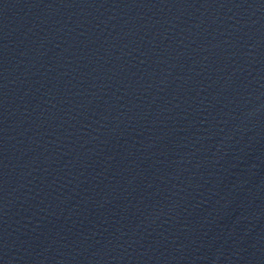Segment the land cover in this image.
<instances>
[{
  "label": "water",
  "instance_id": "water-1",
  "mask_svg": "<svg viewBox=\"0 0 264 264\" xmlns=\"http://www.w3.org/2000/svg\"><path fill=\"white\" fill-rule=\"evenodd\" d=\"M0 264H264V0H0Z\"/></svg>",
  "mask_w": 264,
  "mask_h": 264
}]
</instances>
